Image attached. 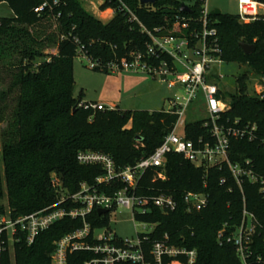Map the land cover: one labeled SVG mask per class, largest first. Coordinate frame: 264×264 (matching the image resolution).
<instances>
[{
	"label": "trees",
	"instance_id": "16d2710c",
	"mask_svg": "<svg viewBox=\"0 0 264 264\" xmlns=\"http://www.w3.org/2000/svg\"><path fill=\"white\" fill-rule=\"evenodd\" d=\"M4 1L14 16L0 17V69L3 67L10 77L7 85L0 79V85H4L0 88V121L6 123L0 147V214L6 213L4 200L11 215L16 217L52 206L59 201L60 192L73 194L83 183L97 186L109 195L125 188L126 183L119 180L97 184V178L104 174L103 167L80 163L78 153L108 154L118 169L133 166L154 152L177 117L163 111L96 110L78 106L82 98L74 95V59L81 48L103 62L145 48L147 35L137 22L129 21L124 5L148 28H170L178 16L198 17L202 0H190L191 13L180 10L186 0H156L154 4L103 0L101 10H114L108 22L88 11L82 0H59L55 16L34 12L39 0H0V3ZM211 17L224 60L238 61L248 68L237 77L235 93L223 92L224 98L230 100V108L221 122L233 123L238 119L241 126L256 127L252 138L231 140L230 160L234 163L250 160L253 170L264 175V99L249 93L250 81L264 76V16L249 22H241L237 14L224 12H211ZM44 22L49 23V31ZM240 42L253 44L255 48L247 54ZM52 47L57 49L56 53L51 52ZM186 129L190 139L201 134L209 136L203 121L189 122ZM135 192L148 198L170 195L177 206L169 212L152 202L146 204L145 212L135 208L134 219L153 226L152 231L138 235L145 261L116 264H156L152 252L156 243L195 249L196 264H243L234 241L228 238L245 215H252L259 227H264V194L260 184L245 178L239 184L226 163L205 169L180 154L171 153L164 166L145 170ZM188 192L207 194V204L200 210H189L185 199ZM62 206L71 209L80 203L69 200ZM113 210L100 214L98 209H93L86 216L91 230L85 241L91 245L99 243L94 233L109 227ZM83 226L82 218L66 216L40 232L30 245L19 234L20 240L14 244V262L3 243L0 264H51L55 241ZM221 230L226 234H220ZM1 240L4 241V234ZM110 243L125 245L124 239L116 234ZM251 252L248 261L257 264L255 258L264 253V243H253ZM97 256L92 250L75 251L68 253L67 264H84ZM187 261L185 254L162 257L163 264Z\"/></svg>",
	"mask_w": 264,
	"mask_h": 264
},
{
	"label": "built area",
	"instance_id": "2783aa9c",
	"mask_svg": "<svg viewBox=\"0 0 264 264\" xmlns=\"http://www.w3.org/2000/svg\"><path fill=\"white\" fill-rule=\"evenodd\" d=\"M184 3L192 9L191 4ZM207 3L208 0H202L200 15L196 18L187 15L178 16L170 28L159 26L153 29L145 26L134 11L124 5L129 21L137 22L140 30L147 35L145 48L133 50L126 56L108 62L94 59L82 48L80 49V54L87 59L93 69L98 68L113 73L145 72L166 83L170 90H174V93L168 98V108L162 111L177 117L174 126L151 155L124 169H118L115 161L108 154L80 151L77 155L80 163L99 164L103 167L104 174L97 178V184H109L119 180L126 183L125 188L109 195L99 191L97 186L83 183L79 191L73 194L60 192L59 201L47 208L16 217H13L10 211L0 214V249L3 243L4 249L10 250V246L14 249L15 242L20 240L19 234H23L27 244L30 245L36 236L51 224L70 216L82 218L84 226L55 241V249L50 254L51 264H67L68 253L79 250H92L99 255L87 260L84 264L144 262L145 255L140 248L139 240L134 243L124 239L125 245L119 246L110 243L115 239V233L107 230L103 234L94 233L99 243L91 245L85 241L84 238L90 234L91 230L86 216L93 209H105L107 212L109 209L115 210L118 206L133 210L137 208L145 212L148 202H152L164 212L174 210L177 203L170 195L163 194L148 198L139 196L135 192L145 170L149 167L164 166L167 155L171 153L180 154L195 166L205 169L210 166L222 167L226 163L239 184L244 178L253 183H259L264 194V175H259L253 170L250 160L244 163H234L230 160L231 140L246 136L252 138V132L256 127L241 126L238 119L233 123L229 120L226 123L221 122L223 114L230 108V100L224 98L223 88L213 82L214 78L219 76L217 65L223 63L224 58L218 31L211 17L212 11ZM58 5L59 0H39L34 12L39 15L48 13L55 16L54 9ZM237 15L241 22L254 21L264 16V3L259 0H238ZM214 69H217V72H214ZM253 81L256 82L254 93L264 99V76L255 77ZM77 105L96 110L115 108L92 101H80ZM188 115L192 118L188 119ZM195 121H203V125L208 128L209 136L201 134L196 139L187 137L186 125ZM179 130L181 133H178ZM159 177L164 178L162 174ZM224 181L225 179H222V182ZM54 184L59 185L58 179L54 180ZM185 199L189 204V210L193 208L200 210L208 202V196L205 193L188 192ZM69 200L80 203V206L66 209L62 205ZM246 217L255 219L252 215H245L243 223ZM250 224L253 232L256 231L258 224H254V221ZM260 227L264 231V227ZM3 234L4 241L1 240ZM11 238L12 241H10ZM228 240L234 241L243 264H252L248 261V257L252 253L253 242H251L250 234L245 233L244 227L238 235ZM152 252L156 264H163L164 254L170 256L185 254L188 258L185 264H196L197 261L195 249L187 250L156 243ZM255 263L264 264V253L257 254Z\"/></svg>",
	"mask_w": 264,
	"mask_h": 264
},
{
	"label": "rangeland",
	"instance_id": "374dc122",
	"mask_svg": "<svg viewBox=\"0 0 264 264\" xmlns=\"http://www.w3.org/2000/svg\"><path fill=\"white\" fill-rule=\"evenodd\" d=\"M85 8L93 13L102 22L108 18V11L101 10L99 0H82ZM187 3L192 4L190 0ZM210 11L218 8L224 13L237 14L238 0H208ZM14 16L12 8L7 2L0 3V17ZM46 30H50L49 23L44 22ZM45 28V27H43ZM51 52L56 53L57 49L52 47ZM219 76H216L213 82L219 84L226 93H235L238 89L237 77L247 71V66L238 61H225L218 64ZM74 95L76 98H82L83 101H97L114 105L122 110H148L162 111L168 108V98L173 95L174 90H170L166 83L159 78H153L152 75L145 72H104L93 69L87 59L79 54L74 59ZM0 79L4 85L9 83V74L2 67L0 69ZM0 85V88L2 86ZM256 82L250 81L249 93L255 90ZM192 116L188 115V119ZM6 128V123L0 121V147L2 143L1 133ZM178 133H181L179 130ZM6 213L9 212V206L6 200L2 202ZM243 221V220H242ZM252 221L258 224L256 219L246 217L245 223H241L232 232L233 236L238 235L242 227L246 234H250L251 242L256 245L264 243V231L258 225L253 232L251 229ZM153 226L147 223L139 222L134 219V210L123 206H118L110 213V222L108 228L97 230L96 234H103L107 230L115 233L119 237L131 242L138 241L139 233L152 231ZM258 232L257 235H255ZM220 234H226L224 230ZM232 236V237H233ZM256 237V238H255ZM12 241V238L10 239ZM12 261L14 262V249L10 246Z\"/></svg>",
	"mask_w": 264,
	"mask_h": 264
},
{
	"label": "water",
	"instance_id": "95a60500",
	"mask_svg": "<svg viewBox=\"0 0 264 264\" xmlns=\"http://www.w3.org/2000/svg\"><path fill=\"white\" fill-rule=\"evenodd\" d=\"M142 3H146V4H154L156 2V0H140ZM180 10L182 12H188L190 13L192 11V9L185 3H183L180 7ZM213 14H219V13H222V10L221 9H214L212 11ZM240 46L242 47V49L244 50L245 53L249 54L251 53L255 46L253 44H248V43H245V42H240ZM214 72H217V69H214ZM77 109V106L74 107V111ZM106 210L105 209H101L99 210V213H105Z\"/></svg>",
	"mask_w": 264,
	"mask_h": 264
},
{
	"label": "crops",
	"instance_id": "0c3cea01",
	"mask_svg": "<svg viewBox=\"0 0 264 264\" xmlns=\"http://www.w3.org/2000/svg\"><path fill=\"white\" fill-rule=\"evenodd\" d=\"M103 3V0H99V7H100V5ZM106 11H108V18H107V20L106 21H104V22H108V21H110L112 18H113V16H114V10L113 9H111V8H108ZM223 12V11H222ZM83 101V100H82ZM86 102H88V101H86ZM92 102H97V101H92ZM98 103H103V102H98ZM103 104H105V103H103ZM106 106H109L108 104H105ZM112 107H115V108H118L119 109V107H117V106H114V105H111Z\"/></svg>",
	"mask_w": 264,
	"mask_h": 264
}]
</instances>
